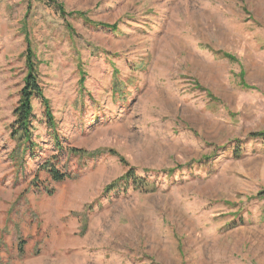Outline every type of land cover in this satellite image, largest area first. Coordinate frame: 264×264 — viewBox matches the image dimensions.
I'll list each match as a JSON object with an SVG mask.
<instances>
[{"label": "rangeland", "instance_id": "obj_1", "mask_svg": "<svg viewBox=\"0 0 264 264\" xmlns=\"http://www.w3.org/2000/svg\"><path fill=\"white\" fill-rule=\"evenodd\" d=\"M55 1L0 0V264H264V0Z\"/></svg>", "mask_w": 264, "mask_h": 264}, {"label": "trees", "instance_id": "obj_2", "mask_svg": "<svg viewBox=\"0 0 264 264\" xmlns=\"http://www.w3.org/2000/svg\"><path fill=\"white\" fill-rule=\"evenodd\" d=\"M48 2L52 3L57 10L63 14H65V5L64 3L57 2L55 0H48ZM86 20L96 26H102L104 28H110L111 30L117 29V24H107V23H100V22H94L90 19L86 18ZM27 64L29 67V73L26 76L25 79V86L22 88L20 93V101L15 109V117H16V134L18 140H24L28 141L32 136V130H33V117H34V106H33V100L34 98H38L42 101L43 105L47 109L48 117H52V115L49 113V101L44 96V90L41 87L38 79V75L35 69V63L33 61L34 53L31 50V48H28L27 52ZM82 81H85L84 77L82 78ZM253 137H264V132L261 133H255L252 134ZM34 145V143H33ZM32 145V146H33ZM43 168L46 169V171L52 176V178L56 182H62L65 179L69 177V174L64 173L57 169L55 164L51 163L50 161H47L43 164ZM174 170V169H173ZM125 180H127L128 185H134L136 186H142L144 185V182L146 181V177H142L141 175H138L135 170L131 169L128 171V173L125 176Z\"/></svg>", "mask_w": 264, "mask_h": 264}]
</instances>
